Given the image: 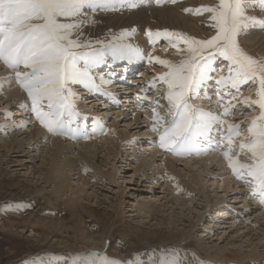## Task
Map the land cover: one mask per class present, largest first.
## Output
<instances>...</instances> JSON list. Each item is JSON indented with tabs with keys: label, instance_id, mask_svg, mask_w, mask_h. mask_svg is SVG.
Instances as JSON below:
<instances>
[{
	"label": "rangeland",
	"instance_id": "374dc122",
	"mask_svg": "<svg viewBox=\"0 0 264 264\" xmlns=\"http://www.w3.org/2000/svg\"><path fill=\"white\" fill-rule=\"evenodd\" d=\"M184 1L192 4L188 7L217 2L176 0L175 3ZM168 3V0L159 3L157 0H137L138 8L90 13L94 22L85 24L82 32L103 42L92 44L93 48L118 43L117 33L119 37L120 30L132 28L139 22L144 34L149 29H179L201 39L190 33V27L170 20L168 16L164 17V23L158 15L150 16V8L157 13L158 8L167 9L164 11L169 13ZM252 7L254 10L249 14L261 18L264 10H261L260 0H249L248 8ZM139 10L141 12H137ZM179 13L185 20L194 18L199 22L204 18V14L195 15V18L194 14L183 10ZM206 33L202 37L209 36ZM166 40L156 38L152 46H148L149 51H142V56H132L138 60L133 62L134 70L120 76V80H126L123 85L126 93H115L114 99L108 95L107 103H103V99L100 105L97 104L100 93L80 90L78 81L68 83L78 114L65 113L63 133H49L39 123L30 103L16 95L22 96L25 91L18 90L20 82L12 84L6 79L19 69H9L0 63V264H24L26 260L36 264H83L93 259L89 252L95 254L98 264H103L106 259L120 264H158L160 257L173 251L180 253L185 264H197L198 261L205 264H264V204L258 196L251 194L249 184L238 179L228 167L222 154L223 147L215 145L216 128L210 133L211 139L198 140L201 150L194 153L161 148L160 132L152 130L153 109L164 115L169 104L165 95L167 85L158 79L154 84L151 82L168 69L154 60L149 61L148 57H158L154 54L157 53L164 56L161 59L176 62L184 56L169 43L165 46L169 42ZM105 56L104 60H99L104 61L99 66L88 67L81 59L78 67L85 69L107 90H113L110 85L113 81H109V77L94 74L103 68L108 57L116 60L114 64L125 60L110 54ZM227 67L228 62L217 56L213 61V78L201 86L189 103L218 114L221 119L240 123L241 132H246L251 118L259 115L260 110L258 106L249 107L231 97L242 100L251 96L255 99L257 85L249 82L241 85L238 92L226 89L231 91V96H225L221 101L215 80L228 74L224 73ZM111 76L117 78L114 74ZM79 81L86 86L84 80ZM125 95L131 98L129 102L124 101ZM142 96L148 99L139 100ZM115 97L118 101L121 99L116 105ZM230 100L235 107L224 116L223 105ZM6 110L7 115L4 114ZM79 142H86L87 148L79 147ZM81 152L86 158L80 155ZM239 159L248 162L245 154ZM67 160L73 161L70 167L64 165ZM53 167L62 172L65 181L66 186L61 192L55 189L58 183L55 177L46 180ZM67 206L79 209L85 217L82 219L84 225H77L80 218H76L78 222L74 225H70L71 219L61 220L58 214ZM225 211L234 214V219L231 215L225 216ZM31 215L36 222L26 221ZM227 218L231 219L225 223Z\"/></svg>",
	"mask_w": 264,
	"mask_h": 264
},
{
	"label": "snow or ice",
	"instance_id": "6c2138e0",
	"mask_svg": "<svg viewBox=\"0 0 264 264\" xmlns=\"http://www.w3.org/2000/svg\"><path fill=\"white\" fill-rule=\"evenodd\" d=\"M248 4L249 0H217L213 4L182 9L194 15L207 14L208 25L215 34L204 39L181 31L147 30L150 39L165 38L171 47L184 53L179 63L148 57L149 61L154 60L168 69L151 83L158 79L167 85L169 109L164 115L153 109L151 119L152 130L160 132V147L177 153L201 150L198 140L211 139L210 133L215 127L218 135L215 145L223 147L228 167L238 179L249 184L251 194L264 204V56L250 54L240 42L241 34L251 27L258 24L264 28V18L250 15ZM124 7H137V0H0V62L12 69L23 66L25 71L15 72V78L31 101L32 113L48 132L63 133L65 113L78 114L71 100L74 94L67 85L91 79L85 69L78 67L79 60L83 59L87 65L108 54L120 58L142 56L141 49L123 43L122 39L103 48L81 42L83 26L94 22L90 13L119 11ZM260 7L264 8V0H260ZM131 31L135 29H122L120 38L130 35ZM217 56L228 62V74L215 80L221 101L231 96V91L226 89L238 92L241 85L249 82L257 85L255 99L231 97L260 110L259 115L251 118L246 132H241L240 123L221 119L220 115L189 103L201 86L212 79L213 61ZM234 107L231 100L224 104L223 115L227 116ZM4 114H8L7 110ZM241 154L248 156V162L240 161ZM88 255L93 259L83 264H98L94 253ZM24 264L36 262L26 260ZM103 264L120 262L106 259ZM158 264L185 262L178 251H173L160 257Z\"/></svg>",
	"mask_w": 264,
	"mask_h": 264
},
{
	"label": "bare ground",
	"instance_id": "6f19581e",
	"mask_svg": "<svg viewBox=\"0 0 264 264\" xmlns=\"http://www.w3.org/2000/svg\"><path fill=\"white\" fill-rule=\"evenodd\" d=\"M215 1V0H214ZM168 4H166L168 7H166V8H168V12L169 13H165V11L164 10H166L167 11V9H164V10H162V9H160V8H158V9H156V10H158L159 11V13H157V11H155L154 10V8H150V10L152 11V12H150V16L152 17V16H157L158 15V18L160 19V22H162V23H164L165 22V20L166 19H164V17H166V16H168L169 18H170V20H175V21H177V22H181V24H183L184 26H187V27H190V33L191 34H193V35H195V36H199V38H201V39H204V38H207V37H209V36H211V35H214L215 33H214V30L213 29H211L210 27H209V25H208V19H207V14H204V18H203V20H200L199 22H201L202 24H198L199 22H197L194 18L193 19H191V18H189V20H185V18L183 17V16H181V14L179 13V12H181V8H187L188 6H192V4L190 3V2H187V1H184L183 3H173L172 2V0H168ZM194 1H192V3H193ZM171 3V4H170ZM196 3V2H195ZM197 4V3H196ZM203 4H205L204 2H203ZM212 4V3H211ZM196 7V6H195ZM138 8V7H137ZM136 8V9H137ZM128 9V8H127ZM256 9V8H255ZM142 10V9H141ZM149 10V9H148ZM154 10V11H153ZM170 10V11H169ZM254 9H253V7L252 8H248V11H250V12H252ZM261 10H264V8H261ZM144 11V10H143ZM137 12H141L140 10L139 11H137ZM156 12V13H155ZM173 12H175L176 14H174ZM135 13V12H134ZM148 13H149V11H148ZM187 14V13H186ZM192 14V13H191ZM133 15V14H132ZM146 15V14H145ZM201 15V14H200ZM195 16V15H194ZM198 16V15H197ZM115 17V16H114ZM126 17V16H125ZM130 17H132V16H130ZM134 17V16H133ZM186 17V16H185ZM201 17H203V16H201ZM260 17L261 18H264V13H261V15H260ZM113 18V17H112ZM140 18V17H139ZM143 18H145V16L143 17ZM147 18V17H146ZM186 18H188V17H186ZM195 18H196V16H195ZM135 19V18H134ZM138 19V18H137ZM143 20V19H142ZM131 21V20H130ZM138 21V20H137ZM141 21V20H140ZM149 22V20L147 21V23ZM117 23V22H116ZM132 23V22H131ZM146 22H145V24H147ZM154 23V22H153ZM141 24L142 23H135V26H133L132 28H130L129 27V30H131V29H135V31H131L130 32V35H128V36H125V37H123V38H120V36L118 37V30H117V37H116V42H120V39H122V42L123 43H125V44H130V45H132L133 47H138L139 49H141L142 51H146V50H148L149 49V47L148 46H152V43L153 42H155L154 40L156 39V38H149L146 34H144L143 32H141ZM167 24V23H166ZM159 25V24H158ZM162 26V25H161ZM145 27V26H144ZM148 27V26H147ZM164 27V26H163ZM179 27V26H178ZM186 27V28H187ZM123 28H124V26H123ZM127 28V27H126ZM155 28V27H154ZM158 28H160V27H158ZM169 28H170V25H169ZM103 29V28H102ZM149 29V28H148ZM162 29V28H161ZM164 29V28H163ZM166 29V28H165ZM178 29V28H177ZM181 29H182V27H181ZM184 29V28H183ZM147 30V29H146ZM179 30V29H178ZM177 30V31H178ZM188 30V29H187ZM121 31V30H120ZM174 31H176V30H174ZM111 32H114L113 30L111 31ZM185 32V31H184ZM204 32H207L206 34H209V36H207V37H202V36H204L203 35V33ZM189 33V34H190ZM107 34V33H106ZM205 34V35H206ZM115 35V34H114ZM113 35V36H114ZM109 36V35H108ZM97 38V37H96ZM96 38H93V37H91V36H86V32H85V34H83L82 36H81V39H83L82 40V43H84V40H85V42H91V45L92 44H97L96 42L98 41V40H95ZM87 40V41H86ZM149 40H151V43H149L150 41ZM158 40V39H157ZM111 41V40H110ZM94 42V43H93ZM166 42H167V40H166ZM240 42H241V45H242V47L246 50V51H248L250 54H256V55H258V56H264V28H261L260 26H254V27H251L249 30H247L245 33H242L241 34V36H240ZM169 42H167L166 43V45L165 46H167V44H168ZM170 46V45H169ZM149 51V50H148ZM151 51V50H150ZM147 52V51H146ZM154 54H156V56H158V57H160V58H164V56L162 55V54H159V55H157V53H154ZM154 54H152V55H154ZM105 57L106 56H104L103 57V60L105 59ZM155 57V56H154ZM124 60H125V62H123V63H115L114 64V62L116 61H114V59L113 60H111V59H109V57L107 58V60H106V63L104 64V65H102L103 66V68H100V69H97V74H94V76H102V78H106V76L107 77H109V78H107L109 81L111 80V81H113L112 82V84H110V85H112L114 88H113V90H111V89H109V90H107V88L105 87V86H101V84H100V82H98V80L97 79H95V78H93L92 76H90L91 77V79L89 80V79H84V83L86 82V86L88 87V88H85V87H83L85 84H81V83H79L80 81H78V83L77 84H79L80 86H79V89L80 90H82V89H84L83 91H90L91 92V94H98V93H100L99 94V97H98V99H100V101H98V103L97 104H101V102H102V100L103 99H105V101L103 102V103H107L106 101H107V96L109 95L112 99H114V96H113V94H115V93H121V94H125L126 93V90H123V89H125V87L123 86L126 82V80L125 81H122V79L120 80V76L122 75V74H124V72H126V74L128 73V71H132V70H134V65H133V62L134 61H138L137 59H135V58H123ZM182 58H179L178 60H176V62H173V63H179V61L181 60ZM98 62V65L96 64ZM97 62H95V63H89V64H87L86 66H88V67H92V68H94V67H96V66H99V65H101V63H103L104 61H101V62H99V61H97ZM172 62V61H171ZM3 66H7V65H5V64H3V62H0ZM84 63V62H83ZM220 65V64H219ZM2 66V67H3ZM137 66H138V64H137ZM225 66H226V64H225ZM1 67V68H2ZM21 67H22V69H21ZM20 68H18L19 70H16V71H13L12 73V76H10V75H8L7 76V78L6 79H8V80H10L11 82H12V84L14 83V84H18L19 83V81L15 78V75H14V73L15 72H17V71H25V70H23L24 68H23V66H21ZM8 68V67H7ZM7 68H4L5 70L7 69ZM80 68H82V67H80ZM162 68V67H161ZM10 69V68H9ZM17 69V68H16ZM103 71H105L104 73H108V75L107 74H104L103 73ZM219 71H220V68H219ZM6 72V71H5ZM222 72V71H221ZM228 72V67H227V69L224 71V73H227ZM9 73V72H8ZM217 73V72H216ZM215 73V74H216ZM111 74H114L117 78L116 79H114V77H112L111 76ZM129 74V73H128ZM142 74H144V72H142ZM7 75V74H6ZM221 75V74H220ZM11 77V79H9L8 77ZM4 77V76H3ZM133 78L134 77H132V82H133ZM213 78V77H212ZM3 80H5V78L3 79ZM117 80V82H115ZM120 80V81H119ZM1 82H2V80H0ZM0 82V83H1ZM6 82V81H5ZM77 82V81H76ZM71 83H73V82H71ZM251 84V83H250ZM141 85V84H140ZM16 86V85H15ZM75 88V87H74ZM73 88V89H74ZM76 88H78V87H76ZM143 88V87H142ZM19 89H22L23 91H24V89L23 88H21V86H20V88H18V90ZM22 90H19L20 92H23ZM18 93V92H17ZM86 93V92H85ZM3 94H4V92H3ZM86 94H89V93H86ZM7 95V94H6ZM16 95H18L17 97H18V99L20 98V99H22L23 98V101H28L29 103H30V105H31V101H30V99L27 97V93L24 91V93L22 94V96L21 95H19V94H16ZM154 96H155V94H154ZM242 97V96H241ZM72 98V97H71ZM116 98V100L118 101V97H115ZM239 98V97H238ZM73 99V98H72ZM123 99H125L124 101L126 102H129L130 101V99L131 98H129V96L128 95H125V96H123ZM129 100V101H128ZM89 103L90 102H92V100H87ZM77 102V101H76ZM116 102V101H115ZM121 102V99L117 102V103H114V105H116V104H118V103H120ZM218 102V101H217ZM23 103V102H22ZM21 103V104H22ZM211 104H212V102H210ZM23 104H25V103H23ZM208 104V103H207ZM214 104H215V102H214ZM244 105V104H243ZM25 106V105H24ZM107 106V105H106ZM162 107V106H161ZM30 109V108H29ZM116 110H118V109H116ZM115 110V111H116ZM120 112V111H119ZM119 112H115L116 114H118ZM161 112V111H160ZM120 113H122V112H120ZM240 113V112H239ZM235 117V116H234ZM97 119V118H96ZM240 120V119H239ZM249 122V121H248ZM35 125H36V123L35 122H33ZM40 123V122H39ZM35 129H36V127H34ZM41 128V127H40ZM39 130V129H38ZM42 130V129H41ZM40 130V131H41ZM43 130H45V129H43ZM42 130V131H43ZM37 133H39L38 131H36ZM47 132V131H46ZM65 132H66V130H65ZM36 133V134H37ZM49 133H52V132H49ZM40 134V133H39ZM38 135V134H37ZM110 136V135H109ZM145 136V135H144ZM38 137H39V135H38ZM48 137V136H47ZM50 138V137H49ZM106 138V137H105ZM104 138V139H105ZM108 139V138H107ZM122 139V138H121ZM59 140V139H58ZM93 140V139H92ZM106 140V139H105ZM209 140V139H208ZM52 141H55L54 139L52 140ZM101 141V140H100ZM99 141V142H100ZM151 141V140H150ZM54 143V142H53ZM57 143V142H56ZM95 143V142H94ZM152 143V142H151ZM86 145V142L85 143H82V142H79L78 143V146L80 147V146H82V145ZM91 144V143H90ZM57 145V144H56ZM84 145V146H85ZM50 146V145H49ZM58 146V151L60 150V147H59V145H57ZM62 146V145H61ZM86 148H87V146H85ZM57 148V147H56ZM94 148V147H93ZM88 151V150H87ZM194 152H197L196 150H193V151H191V153H194ZM82 154V152L80 153V155ZM82 156H84V154H82ZM89 156V155H88ZM85 158H86V154H85V156H84ZM83 157V158H84ZM82 158V157H81ZM84 158V159H85ZM92 158V157H91ZM213 158H211L210 160H212ZM71 160H73V159H71ZM79 160H82V159H80L79 158ZM215 160V159H214ZM74 161V160H73ZM73 161H70V160H67L66 162H64V165H72V163H73ZM81 162V161H80ZM63 163V162H62ZM218 164H219V162H218ZM63 165V164H62ZM82 165V164H81ZM84 165V164H83ZM210 165H211V163H210ZM222 165H220V167H221ZM224 166V165H223ZM70 167V166H69ZM79 167V166H78ZM84 167V166H83ZM80 168V167H79ZM222 168V167H221ZM80 169H82V168H80ZM81 171V170H80ZM51 176H53V177H55L56 178V180H57V184H56V186H55V189H56V191L57 192H61L63 189H64V187L66 186L65 185V181L62 179V172L61 171H59L58 170V168L57 167H53L52 169H50V171L48 172V177H47V179L46 180H48L49 179V177H51ZM33 205V204H32ZM39 205V204H38ZM80 206V205H79ZM44 207V206H43ZM36 210V209H35ZM39 212V211H38ZM58 214V213H57ZM224 214H225V216H230L231 218H233L234 219V214H232V213H229L228 211H225L224 212ZM62 219V221L64 222V220H66V219H71V222H69L70 223V225H74V223L76 222H78V221H76V218H80L79 219V223H77V225L78 226H82V225H84V223L82 222V219L84 218L85 219V217H84V215H82V213H80L79 212V209L78 208H76V207H74V206H70V207H68L67 206V209H63V210H61L60 211V213L58 214ZM65 215H66V217H65ZM263 216H264V214H262ZM36 218V217H35ZM231 218H229V220H228V218H227V220L225 221V223H227V222H229L230 221V219ZM26 221H28L29 223L31 222V221H33V222H36L35 221V219H34V217L31 215V216H28L27 217V219H26ZM235 221V220H234ZM83 223V224H82ZM57 224H59V225H62V223L60 224V222L58 223L57 222ZM84 227V226H83ZM147 238V237H146ZM91 243V242H90ZM147 244V243H146ZM222 258V257H221ZM224 258V257H223Z\"/></svg>",
	"mask_w": 264,
	"mask_h": 264
}]
</instances>
